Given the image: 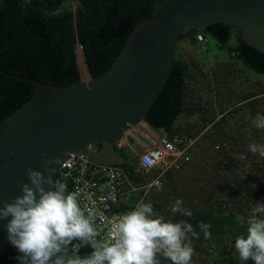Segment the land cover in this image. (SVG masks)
<instances>
[{"label":"trees","instance_id":"1","mask_svg":"<svg viewBox=\"0 0 264 264\" xmlns=\"http://www.w3.org/2000/svg\"><path fill=\"white\" fill-rule=\"evenodd\" d=\"M65 1L0 0V56L9 50L0 59V69L45 84L78 82L75 51L78 42L89 76L98 77L113 63L133 27L149 19L157 3L164 0H72L77 6L76 16L60 8ZM232 28L215 23L204 30H186L180 40L187 38L192 44L200 45L194 35L201 33L225 48L232 38ZM227 51L228 57L238 59L251 72L264 76V53L245 44L239 27L236 42ZM188 80L185 62L174 57L166 82L144 121L153 129L162 128L168 134L194 139L192 147L198 148L199 158L193 162L190 179L182 186H178L172 171H166L160 179L162 188L150 190L142 202L150 203L154 212L165 219L187 220L198 233V222L211 223L209 238L205 239L203 233L199 239L189 234L194 261L202 256L210 240L217 241L218 247L227 242V250L237 252L235 237L246 234L247 217L255 208L252 196L257 193L256 199L264 203V157L249 150L252 143L264 144V130L251 124L258 112L264 114V89L241 94L232 106L208 113L201 103L191 99ZM33 91V83L0 72V120L28 100ZM186 112L200 117L201 125L195 134H183L175 126L178 117ZM114 150L122 157L117 164L134 183L142 185L160 174L161 168L136 172L137 157H129L122 147L114 146ZM176 198L183 200L192 217L171 213L170 205ZM90 252L86 244L80 247L78 255ZM158 259L160 264H171L162 255ZM241 264L254 262L249 259Z\"/></svg>","mask_w":264,"mask_h":264},{"label":"water","instance_id":"2","mask_svg":"<svg viewBox=\"0 0 264 264\" xmlns=\"http://www.w3.org/2000/svg\"><path fill=\"white\" fill-rule=\"evenodd\" d=\"M215 23L238 26L245 44L264 53V0H164L149 19L133 27L98 77L54 85L0 69L34 84L31 97L0 120V202L21 194V182H29L28 167L53 179L68 153L115 142L144 121L170 73L181 35ZM51 157L60 164L45 172L42 161ZM10 218L0 219V264H20V253L8 240ZM68 254L77 253L69 248Z\"/></svg>","mask_w":264,"mask_h":264},{"label":"clouds","instance_id":"3","mask_svg":"<svg viewBox=\"0 0 264 264\" xmlns=\"http://www.w3.org/2000/svg\"><path fill=\"white\" fill-rule=\"evenodd\" d=\"M251 124L264 130V114L258 112ZM249 150L264 157V144L252 143ZM42 163L44 171L51 172L60 159L51 157ZM26 175L29 182H21V194L10 202H0V219L11 217L6 225L8 240L20 253L16 257L20 264H160L158 255L171 264H192L194 248L189 234L196 239L200 233L205 239L211 236L210 222H198V233L187 220L165 219L150 203L140 202L112 224L110 239L98 241L96 214L81 208L80 193L69 192L64 182L53 181L51 174L40 170L28 167ZM46 184L52 187L46 189ZM170 211L193 215L181 198L175 199ZM246 224V234L235 237L239 258L264 264V203L257 202ZM75 241L86 243L91 252L78 255L81 244L74 245ZM69 248L77 254L69 255Z\"/></svg>","mask_w":264,"mask_h":264},{"label":"rangeland","instance_id":"4","mask_svg":"<svg viewBox=\"0 0 264 264\" xmlns=\"http://www.w3.org/2000/svg\"><path fill=\"white\" fill-rule=\"evenodd\" d=\"M60 8L71 11L73 16L77 14V6L72 0H66ZM237 35L238 27L233 26L232 38L225 48L219 47L211 37L207 38L208 42L200 43V45L192 44L187 38L179 40L176 44L174 57H179L185 62L190 97L194 102L201 103L208 113H217L222 107L232 106L241 94L260 92L264 89V76L251 72L238 59L228 57L227 47L235 44ZM75 51L80 79L86 81L90 76L78 45H76ZM200 125V117L187 112L179 116L175 124L183 134H195ZM158 135L157 129H153L145 121H142L112 143L122 146L129 157H134L137 152L157 145ZM199 154L198 148L192 147L190 158L182 163L179 169L172 171L173 177L179 182L178 186H182L183 182L190 179L193 162L199 158ZM97 159L121 161L122 157L116 152L110 156L108 153L102 152ZM164 182L167 181L164 180ZM138 197V193H133L130 195L129 201L133 203ZM253 198L255 201L252 206L256 207L257 202H260L259 199H256L259 198V195L256 193L254 197L252 196ZM262 198H264V194H262ZM153 199L155 200V198ZM225 240L228 239L225 238ZM226 246L227 242H223L221 247H218L217 241H208L202 256L198 259L195 258L192 264H241L239 254L233 250H227Z\"/></svg>","mask_w":264,"mask_h":264},{"label":"built area","instance_id":"5","mask_svg":"<svg viewBox=\"0 0 264 264\" xmlns=\"http://www.w3.org/2000/svg\"><path fill=\"white\" fill-rule=\"evenodd\" d=\"M196 42L206 43L207 38L201 34L194 35ZM79 49L81 45L77 42ZM157 145L137 152L135 171L144 173L160 169V174L148 182L138 185L117 164V162L97 159L100 153H115L113 143L89 144L86 149L68 153V158L58 167L53 180L64 182L69 192L80 193L79 204L87 213L88 209L95 212V227L99 232L98 241L111 238L112 224L124 213L132 210L142 202L145 195L152 189L159 188L161 176L166 171H175L190 158L194 139L184 138L177 133H166L158 129ZM113 145V146H112ZM138 193L139 197L133 203L129 197ZM86 243L75 241V244Z\"/></svg>","mask_w":264,"mask_h":264},{"label":"crops","instance_id":"6","mask_svg":"<svg viewBox=\"0 0 264 264\" xmlns=\"http://www.w3.org/2000/svg\"><path fill=\"white\" fill-rule=\"evenodd\" d=\"M109 162H116V161H109Z\"/></svg>","mask_w":264,"mask_h":264},{"label":"bare ground","instance_id":"7","mask_svg":"<svg viewBox=\"0 0 264 264\" xmlns=\"http://www.w3.org/2000/svg\"><path fill=\"white\" fill-rule=\"evenodd\" d=\"M81 53V52H80Z\"/></svg>","mask_w":264,"mask_h":264}]
</instances>
